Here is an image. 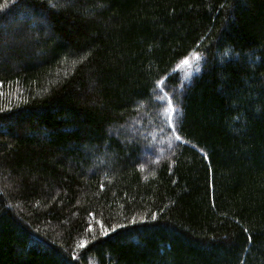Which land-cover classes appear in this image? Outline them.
<instances>
[{
    "label": "trees",
    "instance_id": "16d2710c",
    "mask_svg": "<svg viewBox=\"0 0 264 264\" xmlns=\"http://www.w3.org/2000/svg\"><path fill=\"white\" fill-rule=\"evenodd\" d=\"M0 9V264H264V0ZM161 81L180 139L148 162Z\"/></svg>",
    "mask_w": 264,
    "mask_h": 264
},
{
    "label": "rangeland",
    "instance_id": "374dc122",
    "mask_svg": "<svg viewBox=\"0 0 264 264\" xmlns=\"http://www.w3.org/2000/svg\"><path fill=\"white\" fill-rule=\"evenodd\" d=\"M202 64V54L192 53L175 67L173 74L177 76L179 83L182 84L181 88H175L178 95L184 91L186 85H189L193 77L199 73ZM161 84L158 85L157 89L152 94L153 115H156L154 118L155 122L150 123L147 127L144 125L143 128L145 131H143L139 123L140 121H134L130 125L131 130L127 129L126 131L132 136H135L136 133H140V136L144 140L141 154L148 162L161 161L162 158L172 153L171 150L174 149L173 143L175 141V134L174 131H172V136H169L167 125L169 128H172V119L176 117L177 111L172 110V103L171 105L169 103L172 101V98L169 94L163 92ZM139 111L141 112V110Z\"/></svg>",
    "mask_w": 264,
    "mask_h": 264
},
{
    "label": "snow or ice",
    "instance_id": "6c2138e0",
    "mask_svg": "<svg viewBox=\"0 0 264 264\" xmlns=\"http://www.w3.org/2000/svg\"><path fill=\"white\" fill-rule=\"evenodd\" d=\"M0 10H2V9H0ZM170 103V105H171V102H169ZM171 122V121H170ZM177 139H180V137L179 136H177ZM245 231H247V230H245ZM104 235H107V230H105L104 231V233H103ZM86 243H87V241H81V247H84L85 245H86Z\"/></svg>",
    "mask_w": 264,
    "mask_h": 264
},
{
    "label": "water",
    "instance_id": "95a60500",
    "mask_svg": "<svg viewBox=\"0 0 264 264\" xmlns=\"http://www.w3.org/2000/svg\"><path fill=\"white\" fill-rule=\"evenodd\" d=\"M147 154V153H146Z\"/></svg>",
    "mask_w": 264,
    "mask_h": 264
}]
</instances>
